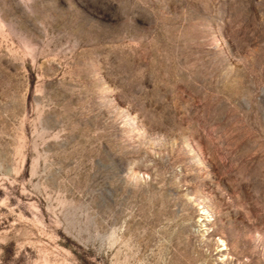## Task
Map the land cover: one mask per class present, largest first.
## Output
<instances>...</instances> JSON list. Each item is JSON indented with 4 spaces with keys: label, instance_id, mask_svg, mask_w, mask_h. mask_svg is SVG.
Here are the masks:
<instances>
[{
    "label": "rangeland",
    "instance_id": "obj_1",
    "mask_svg": "<svg viewBox=\"0 0 264 264\" xmlns=\"http://www.w3.org/2000/svg\"><path fill=\"white\" fill-rule=\"evenodd\" d=\"M0 264H264V0H0Z\"/></svg>",
    "mask_w": 264,
    "mask_h": 264
}]
</instances>
